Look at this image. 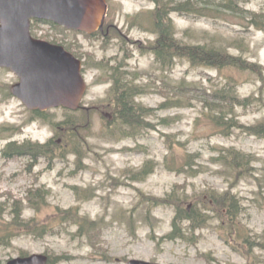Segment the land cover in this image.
Here are the masks:
<instances>
[{"label":"rangeland","instance_id":"374dc122","mask_svg":"<svg viewBox=\"0 0 264 264\" xmlns=\"http://www.w3.org/2000/svg\"><path fill=\"white\" fill-rule=\"evenodd\" d=\"M108 2L109 21L117 25L110 41L44 23L33 29L39 38L64 43L84 60L88 87L80 110L57 107L48 110L46 119L36 115L11 92L19 77L0 67V204H6L0 210V222L11 220L13 201L22 200L23 218L37 215L41 223L58 227L44 237L21 234L0 244V264L24 256L23 252L66 257L56 264H129L131 259L155 264H247L243 247L235 241L239 238L229 237L222 219L215 216L203 228L187 230V239L165 236L171 233L176 216L174 191L186 199L190 209L194 206V210L212 215L209 193L231 190L240 199L239 228L252 237L264 233V136L242 128L225 136L209 120L199 90L223 87L227 77L234 76L241 84L239 94L254 99L253 105L238 107L236 115L242 124L254 126L264 122V78L251 71L193 66L179 58L164 68L151 50L159 36L151 20L156 4L150 0ZM241 6L264 11V0H244ZM170 17L176 37L184 43L215 40L264 66V30L244 26L242 16L227 13L214 18L172 12ZM118 67L130 85L142 88L134 101L154 110L143 115L151 127L130 129L124 123L128 115H122L119 106H115L113 120L100 110H85L113 102L112 68ZM68 119L78 123L73 138L65 125L54 128L53 122ZM52 138L68 153L51 167L45 157L29 170L30 156L7 159L3 155L11 141L44 144ZM75 145L83 152V168L72 152ZM226 148L253 154L254 169L235 179L217 160L219 151ZM189 153L197 155L194 169L171 170L183 165ZM151 165L145 180L134 178ZM31 187L49 192L39 212L28 205ZM72 208L95 221L92 234H79L77 224L63 219L59 209ZM189 225V221L183 222L185 229ZM255 253L264 264V250L256 248Z\"/></svg>","mask_w":264,"mask_h":264},{"label":"trees","instance_id":"16d2710c","mask_svg":"<svg viewBox=\"0 0 264 264\" xmlns=\"http://www.w3.org/2000/svg\"><path fill=\"white\" fill-rule=\"evenodd\" d=\"M156 4V8L152 11L151 20L153 27L159 33L157 42L152 47V51L156 56L157 62L161 63L164 68L175 64L177 59H187L193 66L213 67L220 71L230 68L239 71H251L258 73L264 78V66L251 61L242 53L232 52L227 45L219 43L215 40L206 41L204 43H193L179 40L176 36V28L170 14L172 12L186 13L194 16H211L223 18L224 14H237L242 16L245 21L244 26H255L257 29L264 30V11H252L241 6L244 0H150ZM151 23V25H152ZM64 44V43H63ZM239 48V46L237 47ZM170 68V67H169ZM115 72L114 87L111 104L120 107V113L127 116L124 123L132 130L138 126L151 127L149 123H145L143 115L151 114L154 110L152 108L137 105L134 101V96L142 92V88L130 85L126 77H122L121 68H112ZM111 71V73H112ZM123 73V71H122ZM240 82L234 77H227L226 83L223 87H212L210 90L199 89L202 92L201 100L203 107L206 110L209 120L220 129V132L225 136L231 134V130L235 128L246 129L250 134L264 136V122L254 126H247L240 122L236 115L238 107L247 108L254 103L252 97H242L239 94ZM189 90L197 88H188ZM121 108H123L121 110ZM126 108V109H125ZM36 115L48 118V111H33ZM52 123V121H50ZM55 130H58L62 125H65L71 137L76 136L78 131V123L74 119H68L65 122L55 123ZM59 141L55 138L50 139L46 143H34L25 141L18 143L16 141L9 142L3 149V155L7 159L15 157L30 156L31 162L28 164V169H33L41 157H45L49 162V166H53L56 159H64L67 156V149L59 148ZM72 152L78 157L77 165L82 166L81 147L75 145ZM220 156L217 159L224 165L228 172L232 174L235 179L242 177L250 170L254 169L251 166L255 161V156L250 153L238 150L236 148H226L219 151ZM196 154H187V159L181 166L174 165L171 170L183 172L188 166L194 169L198 164L196 162ZM181 161V159H180ZM177 164V163H175ZM151 167H144L137 172L140 180H145L148 174L151 173ZM198 172V171H196ZM232 177V176H231ZM236 182L232 181V185ZM28 205L35 212H39L42 206L47 201L49 192L43 187H31L29 189ZM210 199L207 204L210 206L212 215L198 212L186 206V199L178 196L177 191H174L172 197L174 203L177 204L176 216L173 220V229L171 233L165 237L169 240H176L178 238L187 239V230L195 232L197 228H203L210 216H215L222 219L221 226L226 230L228 236L230 234L236 235L239 240H235L244 250L241 252L248 257L247 264H261L258 255L255 253L256 248L264 250V233L252 237L250 233L242 231L238 226V216L241 211L240 199L237 194L231 190L224 192L211 191ZM204 197V196H202ZM206 197V196H205ZM207 197H209L207 195ZM6 204H0V210ZM3 206V207H2ZM23 201L14 200L11 208L12 218L9 221L0 222V244H8L21 234L33 235L35 237H44L47 234H53L57 231V226L52 224L41 223L38 216L34 215L31 218H23ZM63 219H67L77 224L79 234L90 235L92 230L96 228L94 220L82 216L76 208L61 210ZM198 212V213H196ZM184 221H189L190 225L185 229ZM186 232V236H185ZM231 235V236H232ZM26 255V252L22 253ZM66 259V257H50L48 264H56L57 261ZM222 264V263H218Z\"/></svg>","mask_w":264,"mask_h":264},{"label":"water","instance_id":"95a60500","mask_svg":"<svg viewBox=\"0 0 264 264\" xmlns=\"http://www.w3.org/2000/svg\"><path fill=\"white\" fill-rule=\"evenodd\" d=\"M107 0H0V66L20 78L11 92L28 108L77 110L87 90L82 60L63 45L37 39L34 18L92 33L104 27ZM45 253L17 256L3 264H48ZM129 264H155L131 259Z\"/></svg>","mask_w":264,"mask_h":264},{"label":"flooded vegetation","instance_id":"af4514ba","mask_svg":"<svg viewBox=\"0 0 264 264\" xmlns=\"http://www.w3.org/2000/svg\"><path fill=\"white\" fill-rule=\"evenodd\" d=\"M108 12H109V10H108ZM108 16H109V14L107 13V16L105 18L104 27L103 28H99L97 31H95L94 33L90 34L89 35L90 37H98V36H100V37H103L104 40H106V39L109 40V41L112 40V35L113 34H112L111 30H112L113 27H117V25H115L114 23H110ZM38 23L49 24V25H52L54 27H58L59 26L61 28H64L66 31H70V32H74V33L78 32L75 29H69V28H66L64 26L58 25V24L53 23V22L48 21V20L34 19V21H33V25L34 26L32 25L33 26L32 27V34L36 38H39V37L37 35H35L33 29H34L35 25L38 24ZM80 33L86 34L85 32H80ZM40 39H43V38H40ZM126 39H128V36H126ZM52 43L61 44L60 42H52ZM64 46H65V44H64ZM65 48L67 50H69L67 45L65 46ZM82 61H84V60H82ZM114 109L115 108L112 106L111 103L103 105V106L95 105V106H90V107L85 108V110L88 113H91L92 110H100L103 114L108 116L111 120L114 119V113H113Z\"/></svg>","mask_w":264,"mask_h":264}]
</instances>
